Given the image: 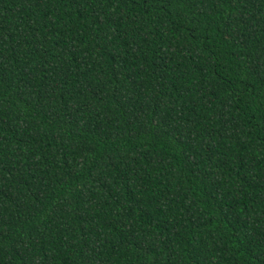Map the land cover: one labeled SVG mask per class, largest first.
<instances>
[{"label": "trees", "instance_id": "obj_1", "mask_svg": "<svg viewBox=\"0 0 264 264\" xmlns=\"http://www.w3.org/2000/svg\"><path fill=\"white\" fill-rule=\"evenodd\" d=\"M0 264H264V0H0Z\"/></svg>", "mask_w": 264, "mask_h": 264}]
</instances>
